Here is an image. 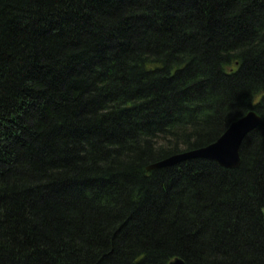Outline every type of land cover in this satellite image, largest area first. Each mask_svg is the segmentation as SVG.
<instances>
[{
	"label": "trees",
	"instance_id": "1",
	"mask_svg": "<svg viewBox=\"0 0 264 264\" xmlns=\"http://www.w3.org/2000/svg\"><path fill=\"white\" fill-rule=\"evenodd\" d=\"M175 259L264 264V0H0V264Z\"/></svg>",
	"mask_w": 264,
	"mask_h": 264
},
{
	"label": "water",
	"instance_id": "2",
	"mask_svg": "<svg viewBox=\"0 0 264 264\" xmlns=\"http://www.w3.org/2000/svg\"><path fill=\"white\" fill-rule=\"evenodd\" d=\"M261 119L258 112L250 110L244 116H241L228 126L217 140L211 144L201 146L199 149L189 150L188 152L178 153L171 157L155 163L148 168L164 166L166 164H175L182 159L189 157H207L217 160L224 167H236L240 164V148L247 133L254 129ZM183 261L176 259L172 264H182Z\"/></svg>",
	"mask_w": 264,
	"mask_h": 264
}]
</instances>
